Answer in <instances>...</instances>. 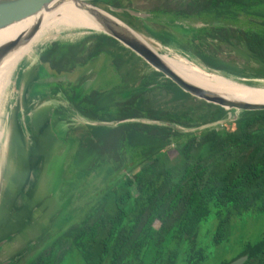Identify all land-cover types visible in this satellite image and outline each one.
I'll return each instance as SVG.
<instances>
[{
  "label": "trees",
  "instance_id": "obj_1",
  "mask_svg": "<svg viewBox=\"0 0 264 264\" xmlns=\"http://www.w3.org/2000/svg\"><path fill=\"white\" fill-rule=\"evenodd\" d=\"M99 1L150 13L133 17L206 69L264 84V0H157L145 9ZM85 33L53 40L45 60L68 72L105 55L97 74L118 79L64 89L69 102L55 108L53 125L56 116L71 124L60 138L73 178H62V161L51 192L61 224L22 264H64L71 253L82 264H228L243 255V264H264V109L234 112L197 99L112 36ZM95 176L84 205L67 210L62 185ZM249 221L263 227L247 238Z\"/></svg>",
  "mask_w": 264,
  "mask_h": 264
},
{
  "label": "crops",
  "instance_id": "obj_2",
  "mask_svg": "<svg viewBox=\"0 0 264 264\" xmlns=\"http://www.w3.org/2000/svg\"><path fill=\"white\" fill-rule=\"evenodd\" d=\"M71 40L73 39L58 41ZM48 47L49 44L40 49L31 60L28 58L20 73L19 82L22 79L23 92L18 106L20 115L17 118L18 111H13V104L8 110V116L13 120L10 125L13 127L11 126V131L9 129L7 145L2 148V153L8 154L4 176V181L6 179L8 182L4 183L5 194L2 193L0 198V211L5 213L1 220H8L11 225L24 228L43 227L49 221L54 225L59 213L56 199L49 191L48 178L51 161L67 155L68 144L60 136L67 133L71 124L56 116V123L53 125L55 108L68 104L64 89L87 83L89 87L99 85L104 81V76L98 75L97 72L101 71L107 60L105 55H102L93 59L87 66L59 72L44 58ZM56 89L58 92L54 95ZM21 119L29 120L28 135L22 130ZM76 120L78 124L84 123L81 119ZM19 185L21 189L16 190Z\"/></svg>",
  "mask_w": 264,
  "mask_h": 264
},
{
  "label": "bare ground",
  "instance_id": "obj_3",
  "mask_svg": "<svg viewBox=\"0 0 264 264\" xmlns=\"http://www.w3.org/2000/svg\"><path fill=\"white\" fill-rule=\"evenodd\" d=\"M99 8L103 14H112L101 5ZM42 17V23L37 33L29 41L20 44V46L0 59V153L8 139L9 125L13 121L8 116V110L13 104H15V108L18 100L17 86L20 73L27 62L26 60L28 58L31 60L34 57L30 52L21 56L26 47L31 42L42 38L48 31L50 35L44 40L56 39L57 35L68 32L69 29L73 28H80L83 32H91L87 29L100 27L92 17H88L75 7V0H61V3L55 9L44 12ZM34 21L19 33H17L19 23L0 30V44L13 39L20 33H26ZM119 23L124 25V22L120 20ZM56 26H58L57 29H55ZM155 50L169 67L194 84L232 100L264 103V84L250 85L244 80L218 72H211L193 58L175 49V51L172 49L166 51L163 48L161 52L157 49ZM261 81L264 83L263 80ZM3 99L4 104H2ZM13 111L17 113L16 110ZM13 117L16 116L13 115ZM20 122H23L22 130L25 135H28L30 131L29 120L21 119Z\"/></svg>",
  "mask_w": 264,
  "mask_h": 264
},
{
  "label": "water",
  "instance_id": "obj_4",
  "mask_svg": "<svg viewBox=\"0 0 264 264\" xmlns=\"http://www.w3.org/2000/svg\"><path fill=\"white\" fill-rule=\"evenodd\" d=\"M60 3L61 0H0V30L9 27L13 24L24 21L30 17H36L34 23L26 33H20L13 39L0 44V59H2L12 50L16 49L18 46H20V44L29 41L40 29L43 13L55 9ZM100 5L107 8L112 14H103L101 12V9L99 8ZM75 7L88 17H92V19L100 26L89 28L88 31L100 32L112 36L113 38L118 40L122 45H124L125 47L133 51L136 55L141 57L151 68L163 73L165 77L171 79L182 90L191 94L195 98L219 105L227 110L233 109L234 112H237V110L264 109V103L250 102L244 100H232L230 98H226L222 95L217 94L216 92H213L211 90H208L207 88H204L186 80L161 59V57L155 50L156 48H154L144 38L142 33L139 32L136 27L132 26L125 19L119 17L118 15L122 12H128L132 16L146 17L149 16L150 13L144 11L123 10L118 7L108 6L99 0H75ZM119 20L124 22V25H121L119 23ZM210 71L217 72L215 70ZM87 85H89V83H87ZM236 118L237 114H235L234 120ZM23 228L24 227L19 226V229ZM10 234V237H12V235L18 234V231H12ZM7 239L0 240V248L5 244ZM33 242V244H35L36 240L34 239ZM33 251L35 250H33L32 247L30 250V254ZM246 259L247 255H243L234 259L228 264H243ZM2 264L9 263L5 262Z\"/></svg>",
  "mask_w": 264,
  "mask_h": 264
},
{
  "label": "rangeland",
  "instance_id": "obj_5",
  "mask_svg": "<svg viewBox=\"0 0 264 264\" xmlns=\"http://www.w3.org/2000/svg\"><path fill=\"white\" fill-rule=\"evenodd\" d=\"M135 4L134 6L140 8V9H145L147 6H149L152 2H157V0H134ZM119 17L125 19L128 23H130L132 26L136 27L139 32L142 33V35L144 36V38L157 50H159L160 52L163 50V48L166 51H169L170 47H168V45H166L165 43H159L158 41H156L155 39L152 38L153 35H151L150 33H147L144 28L141 25V22L137 19H135L130 13L128 12H122L118 14ZM36 17H30L24 21L19 22V27L17 29V33H19L20 31H22V29H24L25 27L29 26L33 20H35ZM58 26L55 27V29H57ZM88 30V29H87ZM83 32L82 30H80V28H73V29H69L68 32L65 33H61L59 35L56 36V39H52V40H44L47 38V36L50 35L49 31L47 33H45V35L40 38L35 40L34 42H31L30 45H28L26 47V49L23 51V53L21 54V56L27 54L28 52H30L31 54H33L34 56L40 51V49H43L44 47H46L50 42L54 41H58V40H68V39H75L77 35L79 34H83L81 33ZM87 34V33H85ZM173 51H175L174 49H172ZM20 56V58H21ZM107 61V60H106ZM105 61V62H106ZM104 62V63H105ZM118 76H109V73L104 75V81L100 82L99 85H101L102 87H106L111 85L112 83H114L118 78ZM21 80L20 82H18V100L15 106L14 110H17V118L18 115H20L19 113V109L18 106L20 105L21 102V98H22V87H21ZM86 85V84H85ZM84 87V86H83ZM87 87L85 86L82 90L86 89ZM2 104H4V99L2 101ZM1 105V103H0ZM22 113V111H21ZM235 115H231V117L225 121L230 122L234 120ZM76 123H78V120L75 119ZM11 126L9 125V129L11 131ZM13 127V126H12ZM8 132V136L9 133ZM7 145V141L5 143ZM5 144L3 145V147L5 146ZM2 147V148H3ZM3 152V150L1 151ZM72 152V150H71ZM170 154L171 157H175L176 152L175 150H170ZM4 153V152H3ZM0 153V195L3 193V195L5 194L3 191L5 189V184L6 182H8V180L5 179L4 181V176L6 175V161L8 158V154L5 153ZM61 160V161H60ZM71 160V157L68 155H63L61 158L60 157H56L51 161L50 165V172L52 173V177L50 176L49 179V184H50V188L49 191L52 192L53 188L55 187L56 189V193L58 192V187L60 186L61 183V179H59V177L61 176V167H59V164L64 161L65 163L63 164V168H65L64 171H62V178L64 177H71L73 178V171L71 172V168H69V173L68 172V166H69V161ZM68 162V163H67ZM63 163V162H62ZM61 163V164H62ZM55 172V174H54ZM76 183L74 186L73 185H69V184H64L62 185L63 188V194H65V196L67 198H69V200L71 201L69 203V206L67 208V210H70L72 208H75L79 205H84V203L86 202V200H88V194L92 193V191L94 190L95 186L99 184V178L95 176V178H88L86 180H76ZM83 186V190L85 192H87V194H79V189H81ZM20 190L21 189V185H19L17 187L16 190ZM94 193V192H93ZM79 194V197L76 198V195ZM1 204V203H0ZM57 210L60 211V208H58L56 206ZM2 209H4V206H2ZM81 213V210H78L74 213H72L75 217H77L79 214ZM69 211L68 213H66V217L69 216ZM5 216V213H3L2 211H0V240L1 239H7V241L5 242L4 245H7L8 247L12 246L14 248L11 249H6V250H10V251H6L5 248L1 249L0 251V264L2 263H9V264H20L22 261V258L20 257L19 259H16L15 257L12 258V256H14V254L12 252H16L18 253L20 250V246L24 245L25 243L29 242V241H33L34 239L36 240L35 244H31L30 242V246L31 248L33 247V250H38L41 248H44L47 246V244H49L53 239H54V233L56 231V228H58L61 224V222H57V218L56 221L53 222L49 221V223L45 224L44 226L46 227H39V228H23V229H19V226H10L11 223L8 220H1L2 217ZM52 220V219H51ZM64 223V222H62ZM57 224V226H55ZM70 224V223H68ZM55 226V227H54ZM260 227H263V222L262 221H249V223L247 224V227L245 229V233L241 234V232L239 231V233H236V235L233 237L235 241L239 240V236L241 235H245L247 236V238L252 237V234L257 231ZM18 228V229H17ZM18 231V234H14L12 235V237H10V233L13 231ZM21 232V233H20ZM36 233V235H35ZM52 243V242H51ZM50 243V244H51ZM25 246V245H24ZM49 247V245H48ZM47 247V248H48ZM23 252H27L26 250H22ZM21 251V252H22ZM20 252V253H21ZM11 256V258H9ZM4 258H9V259H4ZM13 260L12 263H10V261ZM64 264H82L81 258L79 256L78 253H71L68 254L65 259H64Z\"/></svg>",
  "mask_w": 264,
  "mask_h": 264
},
{
  "label": "flooded vegetation",
  "instance_id": "obj_6",
  "mask_svg": "<svg viewBox=\"0 0 264 264\" xmlns=\"http://www.w3.org/2000/svg\"><path fill=\"white\" fill-rule=\"evenodd\" d=\"M30 242H31V244L33 243V241H29V242H27V243H25L24 245H21L19 248H20V250H19V252L18 253H16V252H12L13 254H14V256H12V258H16V259H19L20 257L22 258V261H21V263H23L24 262V260L28 257V255H30V250H31V247H30ZM5 248V250L6 249H11V248H14V247H12V246H10V247H8L7 245H3L1 248H0V251H1V249H4ZM15 249V248H14ZM12 250V249H11ZM22 250H26L27 252L25 253V252H23ZM6 251H10V250H6ZM22 251V252H21ZM21 252V253H20ZM9 258H11V256L9 257ZM9 258H4V259H9ZM13 262V260H11L10 261V263H12Z\"/></svg>",
  "mask_w": 264,
  "mask_h": 264
}]
</instances>
